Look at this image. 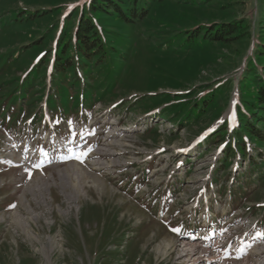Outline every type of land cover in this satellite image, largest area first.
Returning <instances> with one entry per match:
<instances>
[{
  "label": "rangeland",
  "instance_id": "374dc122",
  "mask_svg": "<svg viewBox=\"0 0 264 264\" xmlns=\"http://www.w3.org/2000/svg\"><path fill=\"white\" fill-rule=\"evenodd\" d=\"M92 1L0 0V113L15 105L40 131L86 123L91 145L33 168L0 131V264H264V116L249 95L264 83V0H123L146 17L95 16L107 54L88 58L72 42ZM231 23L223 41L186 42ZM59 59L71 67L55 72ZM82 109L74 126L58 117Z\"/></svg>",
  "mask_w": 264,
  "mask_h": 264
},
{
  "label": "trees",
  "instance_id": "16d2710c",
  "mask_svg": "<svg viewBox=\"0 0 264 264\" xmlns=\"http://www.w3.org/2000/svg\"><path fill=\"white\" fill-rule=\"evenodd\" d=\"M134 1L139 2V0H134ZM125 4L126 3L123 2V0H93L91 2L88 8L89 13L86 15H82L81 19L77 23L76 31L73 36V42H72L74 43L73 48L78 52V54L82 55V57L86 56L88 58H90L89 56L90 54L94 55L92 58H98V55L101 52L103 54H107V50L105 49L106 44L104 42L105 36L103 34V30L100 29L98 27V24L95 22L96 21L95 16L97 17L106 14L110 15L111 13H113L114 17L117 20H120L124 23H133L134 21H140V19L146 17L147 15L146 7H140V9H137V5H135V3L132 2L131 7L124 8ZM238 28L239 27L237 23H231V24L219 25V26L213 25L212 27H210V29L212 30H208L205 33H201L202 29L201 27H198L190 31V34L186 39V42L195 43L200 35L203 41H211V42L223 41L226 35H231L235 33V31L238 30ZM66 48L68 47H65V51H67ZM261 52L263 53L262 55H260V57L264 55V50H262ZM70 67L71 65L68 66L66 63L61 62L59 59L56 61L54 71L60 73L61 71L69 69ZM249 95L254 100V102L251 105L254 109L251 110L253 111L252 112L253 115L258 113V110H261V113H263V115H261L260 118H263L264 83L262 82L261 85L255 88L253 87L252 90H250ZM240 124H241L240 132L245 133L249 137H253L256 140L259 139L262 140L261 138L263 137H260V130L257 131V129L253 124H250V122H244V124L242 123ZM218 135H219L218 133H215V135H213L210 139L215 138ZM241 135L242 134L237 133L235 136L236 138H238V140H240ZM244 142L245 140L236 141L233 145H230V147L226 149V151H228L229 153L228 157L230 158V156L234 154L235 150L239 151L240 153H242L243 156H245L246 152H244V148H243Z\"/></svg>",
  "mask_w": 264,
  "mask_h": 264
},
{
  "label": "bare ground",
  "instance_id": "6f19581e",
  "mask_svg": "<svg viewBox=\"0 0 264 264\" xmlns=\"http://www.w3.org/2000/svg\"><path fill=\"white\" fill-rule=\"evenodd\" d=\"M112 136V135H111ZM118 145V144H117ZM13 156H9V158L11 159ZM75 166V165H74ZM76 170V169H75ZM26 189H29V187L28 188H26ZM31 189V188H30ZM95 190V189H94ZM92 193V192H91ZM86 199H84L86 202H88L89 200H88V198L89 199H91L90 198V194H88V195H86ZM92 197V196H91ZM93 199V198H92ZM0 204H2V203H0ZM36 217V216H35ZM31 219H34V216H33V218H31ZM34 222V221H33ZM192 247V246H191ZM197 247V246H196ZM188 251V250H187ZM195 252V251H194ZM255 253H254V255L255 256H260V254H262V252L260 251V250H258V251H254ZM256 262V261H255Z\"/></svg>",
  "mask_w": 264,
  "mask_h": 264
}]
</instances>
